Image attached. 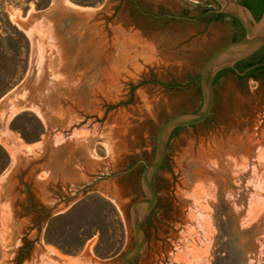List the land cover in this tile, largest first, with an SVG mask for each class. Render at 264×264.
Returning <instances> with one entry per match:
<instances>
[{
	"label": "rangeland",
	"instance_id": "obj_1",
	"mask_svg": "<svg viewBox=\"0 0 264 264\" xmlns=\"http://www.w3.org/2000/svg\"><path fill=\"white\" fill-rule=\"evenodd\" d=\"M56 2L0 0V264H120L157 131L232 33L179 17L207 0ZM152 184L128 264H264V81L216 74Z\"/></svg>",
	"mask_w": 264,
	"mask_h": 264
},
{
	"label": "water",
	"instance_id": "obj_2",
	"mask_svg": "<svg viewBox=\"0 0 264 264\" xmlns=\"http://www.w3.org/2000/svg\"><path fill=\"white\" fill-rule=\"evenodd\" d=\"M215 1L219 7L209 11L226 12L234 16L242 25L244 34L237 39L225 42L204 60L199 74L202 98L200 107L196 110L180 111L169 116L158 129L153 159L145 163V168L140 177V184L145 197L135 200L130 206L131 226L135 242L122 254L120 264H128L139 254L144 245L145 231L142 224L150 215L156 202L152 177L162 164L171 131L176 127L199 123L206 119L214 103L213 79L215 75L226 67L233 68L237 61L249 57L264 46V5L260 18L256 19L252 11L237 0ZM179 17L190 18L187 16Z\"/></svg>",
	"mask_w": 264,
	"mask_h": 264
},
{
	"label": "flooded vegetation",
	"instance_id": "obj_3",
	"mask_svg": "<svg viewBox=\"0 0 264 264\" xmlns=\"http://www.w3.org/2000/svg\"><path fill=\"white\" fill-rule=\"evenodd\" d=\"M207 1L208 2L206 4L205 10L197 13L196 15L190 16V18H187V19H191L192 21L203 23L202 20L204 17L214 18V20L204 21V24H209V23L213 22L214 25H216V24L225 25L227 30L232 33V35L230 36V38L226 42L237 39L244 34V29H243L242 25L234 16H232L226 12L209 11L210 9L218 8L219 5L217 4V2L215 0H207ZM237 1H239L240 3L245 5V0H237ZM260 2L262 4H264V0H260ZM222 17H228L229 22L223 23L222 21H220V19ZM262 49H264V46L262 48H260L258 51L254 52L249 57L237 61L234 64L233 68L226 67V68L222 69L220 72H222V71H229L230 72L231 71L234 74L238 75L241 79H247V80L252 79V80H255L258 82H263L264 81V53L261 55L258 54ZM257 54L259 56H257L256 58H252L253 56H255ZM220 72H218V73H220ZM213 86H214V79H213ZM213 106H214V103H213ZM212 109H213V107H212Z\"/></svg>",
	"mask_w": 264,
	"mask_h": 264
},
{
	"label": "trees",
	"instance_id": "obj_4",
	"mask_svg": "<svg viewBox=\"0 0 264 264\" xmlns=\"http://www.w3.org/2000/svg\"><path fill=\"white\" fill-rule=\"evenodd\" d=\"M245 5L252 11L256 19L260 18L264 5L260 2V0H245Z\"/></svg>",
	"mask_w": 264,
	"mask_h": 264
},
{
	"label": "bare ground",
	"instance_id": "obj_5",
	"mask_svg": "<svg viewBox=\"0 0 264 264\" xmlns=\"http://www.w3.org/2000/svg\"><path fill=\"white\" fill-rule=\"evenodd\" d=\"M56 3H58V0H57V2ZM73 264H74V262H73Z\"/></svg>",
	"mask_w": 264,
	"mask_h": 264
},
{
	"label": "crops",
	"instance_id": "obj_6",
	"mask_svg": "<svg viewBox=\"0 0 264 264\" xmlns=\"http://www.w3.org/2000/svg\"><path fill=\"white\" fill-rule=\"evenodd\" d=\"M222 44H224V43H222ZM222 44H221V45H222ZM221 45H220V46H221Z\"/></svg>",
	"mask_w": 264,
	"mask_h": 264
}]
</instances>
